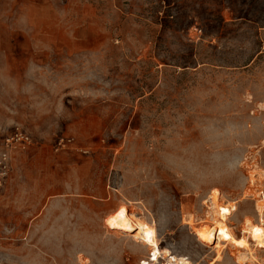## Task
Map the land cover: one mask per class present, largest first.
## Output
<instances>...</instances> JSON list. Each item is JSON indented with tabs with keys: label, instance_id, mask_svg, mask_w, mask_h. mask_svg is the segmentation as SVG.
I'll use <instances>...</instances> for the list:
<instances>
[{
	"label": "rangeland",
	"instance_id": "rangeland-1",
	"mask_svg": "<svg viewBox=\"0 0 264 264\" xmlns=\"http://www.w3.org/2000/svg\"><path fill=\"white\" fill-rule=\"evenodd\" d=\"M16 127L0 264H138L124 204L172 254L240 264L184 221L218 189L236 236L264 229V0H0V143Z\"/></svg>",
	"mask_w": 264,
	"mask_h": 264
},
{
	"label": "bare ground",
	"instance_id": "bare-ground-1",
	"mask_svg": "<svg viewBox=\"0 0 264 264\" xmlns=\"http://www.w3.org/2000/svg\"><path fill=\"white\" fill-rule=\"evenodd\" d=\"M253 173L255 172H251L250 174L253 175ZM208 198V210L205 216V223L202 226L195 225L196 219L193 215H191L190 219H184V223L193 228V232L196 236L194 239H197L205 246L210 247L213 245L212 248L216 250V257H214L216 261L222 258L224 247L228 243H232L240 248L239 253L235 254L237 263L248 264L249 262L255 264L257 258L255 256L254 248L252 247V242L258 247H264V229L259 224H254L255 222L253 223L250 218H247L243 221L242 232L244 235L240 237L236 236L233 227L229 225V220L233 213L238 211L237 201L223 202V195L218 189L212 190ZM257 201L256 212L261 218L264 216V200L259 198ZM106 221L109 229H114V231L132 236L136 242H140V244L146 246L150 250L159 252L162 250L165 253L172 255L173 251L171 252V247L169 248V245L160 247L158 229L155 226L156 223L154 221H149L146 217L139 215L138 213L129 211L125 204L121 205ZM195 242L197 243V241Z\"/></svg>",
	"mask_w": 264,
	"mask_h": 264
},
{
	"label": "built area",
	"instance_id": "built-area-1",
	"mask_svg": "<svg viewBox=\"0 0 264 264\" xmlns=\"http://www.w3.org/2000/svg\"><path fill=\"white\" fill-rule=\"evenodd\" d=\"M69 141H71L69 139ZM62 142V141H61ZM32 144V137L21 127H16L0 143V187L9 179L12 171L11 153L18 148ZM138 264H192L187 257L167 254L164 251L150 250L149 254Z\"/></svg>",
	"mask_w": 264,
	"mask_h": 264
},
{
	"label": "clouds",
	"instance_id": "clouds-1",
	"mask_svg": "<svg viewBox=\"0 0 264 264\" xmlns=\"http://www.w3.org/2000/svg\"><path fill=\"white\" fill-rule=\"evenodd\" d=\"M65 99L68 100V99H70V98H69V97H66ZM68 107H71V105L69 104Z\"/></svg>",
	"mask_w": 264,
	"mask_h": 264
}]
</instances>
